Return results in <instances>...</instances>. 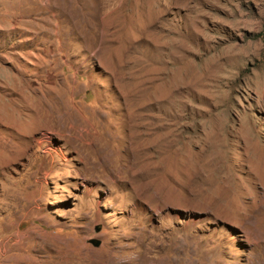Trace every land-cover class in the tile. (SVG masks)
<instances>
[{"label": "rangeland", "instance_id": "1", "mask_svg": "<svg viewBox=\"0 0 264 264\" xmlns=\"http://www.w3.org/2000/svg\"><path fill=\"white\" fill-rule=\"evenodd\" d=\"M0 264H264V0H0Z\"/></svg>", "mask_w": 264, "mask_h": 264}, {"label": "water", "instance_id": "2", "mask_svg": "<svg viewBox=\"0 0 264 264\" xmlns=\"http://www.w3.org/2000/svg\"><path fill=\"white\" fill-rule=\"evenodd\" d=\"M93 242L95 243L96 246H99L101 244L99 240H94Z\"/></svg>", "mask_w": 264, "mask_h": 264}, {"label": "bare ground", "instance_id": "3", "mask_svg": "<svg viewBox=\"0 0 264 264\" xmlns=\"http://www.w3.org/2000/svg\"><path fill=\"white\" fill-rule=\"evenodd\" d=\"M115 263V262H114Z\"/></svg>", "mask_w": 264, "mask_h": 264}]
</instances>
